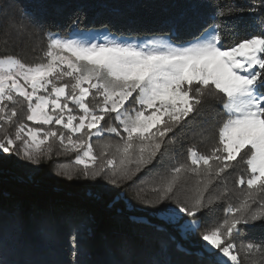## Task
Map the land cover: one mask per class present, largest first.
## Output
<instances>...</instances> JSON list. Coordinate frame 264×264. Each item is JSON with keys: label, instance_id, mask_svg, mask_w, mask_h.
Here are the masks:
<instances>
[{"label": "snow or ice", "instance_id": "obj_1", "mask_svg": "<svg viewBox=\"0 0 264 264\" xmlns=\"http://www.w3.org/2000/svg\"><path fill=\"white\" fill-rule=\"evenodd\" d=\"M259 10L256 31L244 36L224 19L244 10L226 3L188 41L173 29L131 42L101 40L80 30L77 19L74 34L81 38L45 32L41 55L31 62L0 55V153L33 165L72 154L70 164L57 166L58 176L116 188L135 183L168 155L167 168L135 199L182 238L198 236L201 255L213 257L208 264H264V241L237 242L264 223V0ZM0 21L19 39L40 38L19 0H0ZM0 34L6 41L8 30ZM210 99L222 113L202 136L208 150L192 144L182 159L169 155L177 134ZM237 165L242 171L233 176ZM217 204L224 205L222 219L200 231V214ZM78 238L74 229V248Z\"/></svg>", "mask_w": 264, "mask_h": 264}, {"label": "trees", "instance_id": "obj_2", "mask_svg": "<svg viewBox=\"0 0 264 264\" xmlns=\"http://www.w3.org/2000/svg\"><path fill=\"white\" fill-rule=\"evenodd\" d=\"M31 13L33 32L40 38H17L15 31L0 21V55L13 54L27 62L37 59L46 44L43 33L65 34L75 30L104 28L125 36L161 35L175 30L181 41H188L213 22L216 5L231 3L243 12L224 18L240 35L253 34L260 15V0H19ZM257 7L256 14L247 10ZM232 42L225 34V46ZM222 113L221 105L210 99L188 127L177 134L173 152L183 158L196 144L199 151L209 148L202 140L211 117ZM1 157V156H0ZM168 166V155L135 183L123 188L102 180L65 179L40 170L21 172L12 158L0 167V264H208L213 257L201 255L196 236L182 238L154 209L135 199L140 187H150L156 173ZM242 171L237 165L230 174ZM102 182V183H101ZM110 187V188H108ZM223 204L200 214L204 227L220 219ZM216 217V218H215ZM78 229L77 247L71 235ZM157 229H160L159 231ZM170 237H174L170 239ZM240 239L264 241V223L241 233ZM179 244L181 249H177ZM75 252V255L73 254Z\"/></svg>", "mask_w": 264, "mask_h": 264}, {"label": "rangeland", "instance_id": "obj_3", "mask_svg": "<svg viewBox=\"0 0 264 264\" xmlns=\"http://www.w3.org/2000/svg\"><path fill=\"white\" fill-rule=\"evenodd\" d=\"M85 34L87 35H93V36H97L98 35V38L102 40V38L107 35L110 39L112 38H116V37H122V38H125V39H129V42H131V39L130 38H144V37H150V36H153V35H144V36H125V35H115V34H111L109 33L106 29L104 28H97V29H85V30H82ZM75 30H72L71 32H68V33H65V34H59L63 37H67V38H81L78 34H74ZM159 35V34H158ZM104 123V122H102ZM108 137L105 136V139H107ZM112 139H115V137H112ZM95 140V138H94ZM99 150V149H98ZM97 150V151H98ZM0 156L1 157H5V154H2L0 153ZM5 158H12L13 160H15L17 163H19V166H21L22 170L21 172H26L28 174H37L40 172V170H46V172H48V174H51L52 176H55V177H62V176H58L56 174V168L59 164H70L73 160H74V156L72 154H67V155H61L59 157L57 156H54L51 160H47L43 163H41L40 165H33V164H30L29 162L21 159V158H18L16 156H11V157H5ZM64 178V177H63ZM66 179V178H65ZM78 181H85L86 179L82 178V177H77V178H74ZM89 182L93 181V180H87ZM103 182H106L104 180H102ZM102 183V182H101ZM107 183V182H106ZM108 184V183H107ZM110 185V184H108ZM112 186V185H110ZM110 188V187H108ZM220 216V219H222V216H223V212H219L217 214L216 217H219ZM215 217V218H216ZM214 223V222H213ZM212 225V223H211ZM203 230V224H201V229L200 231ZM197 239V242H199V244H203L202 241H200L199 237L196 236ZM240 237L238 238V243L240 241Z\"/></svg>", "mask_w": 264, "mask_h": 264}]
</instances>
